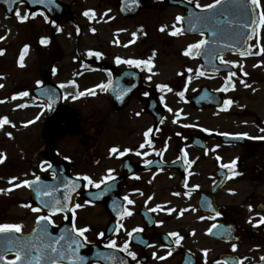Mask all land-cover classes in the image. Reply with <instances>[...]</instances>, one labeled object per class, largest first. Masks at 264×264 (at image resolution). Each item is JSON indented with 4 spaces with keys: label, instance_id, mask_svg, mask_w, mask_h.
<instances>
[{
    "label": "flooded vegetation",
    "instance_id": "af4514ba",
    "mask_svg": "<svg viewBox=\"0 0 264 264\" xmlns=\"http://www.w3.org/2000/svg\"><path fill=\"white\" fill-rule=\"evenodd\" d=\"M121 1L116 0L118 17ZM146 1L138 15L119 17L120 23L135 24L134 31H121L122 36H129L120 44L123 49L144 47L151 42L145 48L153 49V54L166 53L164 50L171 54L173 40L196 38L197 42L205 37L204 34L184 35L181 32V23L176 20L184 12L180 5L166 3L165 0ZM186 1L195 6L199 4L201 8L215 2ZM103 2L101 0L97 7ZM171 8L174 9L173 14ZM69 20L74 21L72 18ZM27 22L32 26V20ZM44 22L42 31L49 27L53 37L63 30L60 22ZM162 26H166L163 31ZM176 29L180 31L172 34ZM159 41L163 49L156 47ZM92 52L102 55L87 58L91 66L98 67L99 61L108 62L104 51L97 49ZM63 53L59 47L60 58H63ZM139 54L143 55L142 51ZM193 55H197V50H192L189 56ZM111 57L117 68L134 65L123 61L117 63V57ZM159 71H41L43 80L47 77L55 80L60 89L61 103L56 116H53L50 131L41 130L40 136H34L35 149L48 144L51 151L39 163L36 176H42L45 182L55 178L58 193L53 199L67 204V207L61 212L42 209L37 212L32 209L38 207L30 205L25 212L31 218L34 215L30 226L38 216L50 215L53 229L64 225L75 232L73 223L76 228L87 227L86 240L80 236L83 253L104 250L105 257L104 262L95 259L86 264H120L121 261L124 264H224L225 261L229 264H260L264 257V224L254 225L259 220L257 214L264 215V139L252 137L264 136L261 131L264 129V105L249 107L246 111L251 121L249 130H212L204 120L190 121V117L184 115L177 105L171 114V91L158 87L167 84L171 88V78L160 80ZM222 73L182 70L179 79L184 86L192 82L188 87L192 89L189 95L207 86L212 91H220L224 101L231 99L234 102V98L226 95L231 86L221 83L219 87H213L209 84L210 77ZM42 81L31 87L41 85ZM101 84L107 87H97ZM225 88L228 90L224 91ZM81 92L85 94L79 95ZM51 98L54 100L55 95ZM186 105L198 112L219 111L225 107V104L221 108L194 107L189 98ZM39 106L43 112L39 122L45 127L47 105L41 102ZM149 128L153 131L145 137L144 133ZM222 133H248V136L227 140L221 137ZM149 139L151 144L145 143ZM141 144H144L143 148ZM114 146L120 151L125 148L132 151L120 156L110 152ZM138 152L147 155H138ZM233 159H237L235 167H222ZM144 160L154 163L146 165ZM49 164L51 168H48ZM108 169L114 170L112 175L115 179L106 181L99 189L84 179V176H89L99 182L108 174ZM234 172L239 174L233 175ZM72 185H76L75 191H72ZM105 188L108 190L98 197L96 194ZM43 190L49 191L47 186ZM66 193L71 196V201L64 200ZM125 196L134 203L128 204ZM76 204L81 207L73 213ZM249 205L252 206L251 211ZM169 208L173 211L168 212ZM214 210L220 211L222 216L215 217ZM126 211H131L132 215H120ZM214 223L218 227L209 233L207 230ZM133 229L137 231L133 232ZM101 232L103 236L99 235ZM129 232H132L131 236ZM172 232L183 237L178 245L175 243L177 237L168 235ZM110 240L116 241V248L108 246ZM125 241L128 242V251L136 253L135 258L128 256L123 249ZM233 244L237 245L235 250Z\"/></svg>",
    "mask_w": 264,
    "mask_h": 264
},
{
    "label": "rangeland",
    "instance_id": "374dc122",
    "mask_svg": "<svg viewBox=\"0 0 264 264\" xmlns=\"http://www.w3.org/2000/svg\"><path fill=\"white\" fill-rule=\"evenodd\" d=\"M63 1L69 4L70 18L76 20L74 22V25H77L75 29H80V33L78 35L74 34L72 32L74 27H71V23L67 22L70 20H65L62 34L57 36V41L61 46H64L66 52L62 60L56 65L58 70H78L77 65L72 64L71 58L93 45L98 46L101 51L107 54V61L113 60L111 56L117 54L125 57L124 60H128L131 57L150 62V70H160V80L171 78L172 84L177 87L174 88L175 91L182 84V80L180 81L179 79L180 71L184 69L196 70V60H190L183 55L182 51L187 43L196 38H178L173 40L171 54L168 53V50H164L166 53L151 54L153 49L145 48L151 42H148L144 47L137 46L129 49H123L121 45L111 46L109 42L115 41L120 44V42L129 37L128 35L116 34L117 32L121 30L134 31L135 27V24H129L130 22L120 23V18L116 15L115 10L116 0H104L99 7L97 5L101 0ZM210 1L207 0L206 2ZM261 4L264 6V0H261ZM91 7L96 8L95 12L97 15L96 23L94 21L91 24L97 30L95 36H91L87 30V26L90 25L87 22L88 18L81 15L83 9ZM20 12L22 15L24 14L23 7H21ZM173 13L174 9L171 8V14ZM19 20L18 17L5 16L0 8V37H4V39H0V49L3 50L0 53V85H3V87H0V118H8V123L0 126V156H4L3 162L0 163V189L5 190L0 191V224L12 223L17 216L22 219L23 223L28 222V217L24 215L23 208L15 203L17 191L11 192L13 181L9 183V178L16 177L21 179L29 177L31 170L28 168V163L24 161L29 154V150H27L25 144L29 142V137L37 132L35 125L24 128L20 126L21 123L16 126L15 130L12 129V121L20 122L24 118L25 112L13 111L16 108L17 100L9 99V94L16 91L22 84L26 85L33 82L37 75L36 70H47L50 63L45 55L47 48L41 50L45 53L43 55H40L34 49L35 41L40 35L49 36L48 31L42 32L43 22L37 17L33 25L28 26L23 23L19 24ZM25 42L30 44L28 55L22 64L17 63L16 66L14 62L16 52L18 47ZM157 46L163 49L160 41L157 42ZM261 48H264V28H262L260 36L250 44V50L253 52L252 56L231 57V60L237 64L238 73H247L249 78H245V80L240 78L238 80L232 79L238 84L236 89L229 93L234 98L230 112H220V114L214 110L201 112L191 110L184 102L183 97L185 95L181 97L177 93V95L175 93L171 94V107L174 109L178 105V108H181L182 112L189 116L190 121L193 123L200 119L201 121L204 120L209 127H214L218 130H249L251 121L244 113L246 112V110H243L244 106H247V108L258 107L264 103V52L260 51ZM139 51H142L143 55L139 54ZM77 52L79 53L77 54ZM144 66L147 65L145 64ZM225 76L227 77L224 74L211 77L209 84H212L213 87L218 86L225 79ZM191 85L192 82L188 87ZM245 85H248V87ZM191 90V88L190 90L188 89V92H191ZM253 99L256 101L253 102ZM8 133H11V136ZM28 134L29 137L25 138L24 135L28 136Z\"/></svg>",
    "mask_w": 264,
    "mask_h": 264
},
{
    "label": "snow or ice",
    "instance_id": "6c2138e0",
    "mask_svg": "<svg viewBox=\"0 0 264 264\" xmlns=\"http://www.w3.org/2000/svg\"><path fill=\"white\" fill-rule=\"evenodd\" d=\"M17 2V0H5V3H8V4H15ZM20 3H23L24 0H19ZM44 0H29V3H43ZM221 3V0H215V4H207V5H204L203 7L205 8H208V9H211L213 7H215V5H218ZM250 4L252 6L251 10L247 9L246 7H243V15H251V19L248 21V22H245L241 25V28H240V31L236 32L235 33V36L238 37V38H242L244 39L245 41L247 39H250L251 36L250 35H247L243 30L244 29H251L253 33L256 32V29L257 27H260V28H264V6L261 5V0H250ZM197 7H201L199 4L196 5ZM11 11V8L9 9ZM257 13H258V20L256 19V16H257ZM16 15L17 17L21 20V21H25L29 18V13H26V14H21V12L19 11V9L16 10ZM30 15H35V13H30ZM85 16H89V11H85L84 13ZM176 20L177 21H182L183 20V17L181 16H177L176 17ZM219 23H225V21H218ZM226 23L228 24H231L232 21L229 20V21H226ZM166 26H162L161 27V31L164 30ZM93 32H95V29H92ZM180 29H176L172 34H177V32H179ZM135 35V33L133 34ZM201 35H203V33H201ZM213 35L215 36L216 33L215 31H213ZM0 39H4V37H0ZM49 41L47 38H42L41 39V43L42 44H47ZM239 42V40H237V43ZM208 41L207 39H200L199 41L193 43V44H190L188 45V49L186 50V53L187 55H192V50H197V54H199V49H201L202 46H205L207 45ZM213 43H215V41H213ZM229 47H233L235 48L236 47V44H232V45H229ZM28 46L25 45V49H27ZM261 52H264V48H261L260 49ZM3 50L0 49V53H2ZM155 54V53H154ZM249 52H246V51H241L240 52V55L244 56V55H248ZM256 54H259V53H256ZM88 55H95L97 57L101 56L102 53H99V52H95L93 53L92 51H89L88 52ZM215 55V54H214ZM23 59V56H21V61ZM220 59L223 61V57L221 56ZM116 62L117 63H120L121 62V58L120 57H117L116 58ZM125 63H128V64H134L136 65L137 67H139L141 64H146L148 63V61H144V60H136V59H128L126 61H124ZM224 63H234V62H229V61H224ZM189 71H192L191 69H189ZM201 75H203V73L201 72L200 73ZM230 75H235V73H231ZM245 75H247V73H245ZM149 80H151V76L148 77ZM38 83H41L38 81ZM246 87H248V85H245ZM0 87H3V85H0ZM61 87H63V85H61ZM97 87L99 88H106L107 86L106 85H97ZM159 88L161 89H167L168 91H172V89L169 87V85L167 84H160L158 85ZM228 89L225 88L224 91H227ZM89 94H94L92 92V90H87ZM28 93H20L19 95H27ZM85 93L84 92H81L79 93V95L83 96ZM145 95H147V93H145ZM179 95L181 97L184 96V91H181L179 92ZM75 99V97H73ZM223 103L225 105H230L231 103H233V101L231 99H228V100H225L223 101ZM171 111V109H169ZM139 115V113L137 114ZM38 118V117H37ZM8 123V118L7 117H3V118H0V126L4 125ZM28 123H32V121H29ZM153 131V129L149 128L145 133V137H148L149 133H151ZM204 131H210L209 129H204ZM262 132H264V129H261ZM9 136H11V133H8ZM222 135H234L236 137H245V136H248V133H235V134H230V133H222ZM253 139H264V136H261V137H252ZM145 143L147 144H151V140H146ZM141 148L144 147V144H141L140 145ZM218 147V146H217ZM132 151V149H129V148H125L123 151H120V149L116 146L112 147L110 149V152L111 153H118L120 156H123L125 155L126 153ZM138 155H147V153H137ZM218 159H220L219 157H217ZM4 160V156H0V163H2ZM144 164L148 165V164H152L154 163V161H151V160H144L143 161ZM237 164V159H233L230 164H223L222 167L224 168H229L230 166L232 167H235V165ZM52 165L49 164L48 165V168H51ZM114 170L113 169H108V174L105 175L99 182L97 181H94L91 177L89 176H84V179L88 181V184L89 185H92L94 186L95 188L99 189L101 187L102 184H105L106 181H110V180H114L115 179V176L112 175V172ZM239 173H233V175H238ZM17 178L16 177H11L9 178V183H11L12 181L16 180ZM40 178L39 177H36V181H38ZM33 183H35V181H29V180H23L21 182L22 185H25V186H31ZM21 184H17L15 185L16 187H19L21 186ZM195 187H199V185H196ZM75 188H76V185H72V191H75ZM10 190V189H9ZM108 189L105 188L103 191L97 193L96 195L99 197V196H103L104 195V192H106ZM0 191H5L4 189H0ZM37 193L39 196H46V195H50V193H47V192H44L42 189H40L39 187L36 189ZM232 191V190H230ZM176 195H180V193H176ZM185 195H190L189 193H185ZM125 200H127L128 204H133L134 201L130 200L127 196L124 197ZM64 200L65 201H71V196L69 194H65L64 196ZM86 203H91V201H87ZM49 209L53 210L54 212H61L63 211L64 207H67V204H61V202L59 200H57L54 204H48L47 205ZM81 205L80 204H76L75 207L72 209L73 213H75V209L76 208H80ZM157 208L160 207L159 205L156 206ZM252 209V206L249 205V210L251 211ZM33 211H41L40 208H33L32 209ZM153 211H155V209H152ZM168 212H172L173 209L169 208L167 209ZM215 211V210H214ZM183 214V212H181V215ZM120 215H132V212L131 211H126L124 213H121ZM259 216V220L257 221V224L254 225V226H257L258 224H264V215H260L259 213L257 214ZM222 216V213L220 211H215V217H220ZM215 217H213V219H215ZM200 219H204V217H200ZM42 221H48L49 223H54L52 220H51V216H44V215H40L37 217V223L39 224L40 222ZM250 222H251V218H250ZM160 223H163V221H160ZM120 227L122 228L123 225L121 224ZM218 225L217 224H212V226L207 230L209 233L212 232V230L214 228H217ZM22 229V225L21 224H12V223H3V224H0V233H9V232H12V231H15V232H19L20 230ZM73 229L75 230V232H77L79 234V236L81 237H84L85 240H86V237H85V233L88 231V228L87 227H83V228H76L75 227V223H73ZM39 231L41 233H43L44 235H47L49 237H51V234L48 232V225L47 224H44L43 227H41L39 229ZM133 232L137 231V229H133L132 230ZM100 236H103L104 233L101 232L99 233ZM129 236L132 235V232H129L128 233ZM169 236L171 237H177V239L175 240V243L178 245L181 240L183 239V237L180 236V234L178 232H172V233H169L168 234ZM65 237L64 235L62 234L60 237H51V240H52V243H49L46 245L47 249L50 250L51 253H55L57 254V256H64V252L61 250V249H58L55 245L59 244L61 240H64ZM76 245V249H73V254H75V252L79 249V247L81 246V243L79 240H74L73 241ZM19 243V247L17 246ZM7 245L8 247L5 248V249H2L0 250V262H4V264H40L41 260L43 259V257L46 255V253L44 252V249L42 247H37L36 244H23V243H20L18 238L16 237H11L8 239L7 241ZM108 246L111 247V248H116L117 247V243L115 240H110L109 243H108ZM123 249L125 251H127V254L128 256L132 257V258H135L136 257V253L133 252V251H128V242L125 241L124 245L122 246ZM233 250L236 249L237 245L233 244ZM15 250L16 254H15V258L13 260H7V256H6V252L9 251V250ZM33 249H35V252L36 254L34 255L33 254ZM206 251V250H205ZM169 255H171V253L169 252L168 253ZM155 255V254H154ZM160 259H164V257H159ZM78 259L80 260H83L84 257H78ZM262 259H264V257H262ZM49 264H56V258L52 257L49 259ZM120 264H124L123 261L120 262ZM224 264H229L228 261H225Z\"/></svg>",
    "mask_w": 264,
    "mask_h": 264
},
{
    "label": "water",
    "instance_id": "95a60500",
    "mask_svg": "<svg viewBox=\"0 0 264 264\" xmlns=\"http://www.w3.org/2000/svg\"><path fill=\"white\" fill-rule=\"evenodd\" d=\"M28 0H24V2H26ZM49 1V11L45 10V12L52 18H55V19H59L60 16L59 13H56V12H63V9L61 7V5L57 2V0H48ZM19 3V0H17V2L15 4H8V3H5V0H0V5L4 7L7 15H11L13 13V11L15 10V7L16 5ZM56 5L60 6V7H56ZM37 6H40V5H37ZM226 7H229V9H232L230 6H224L223 8H226ZM11 8V11L9 10ZM228 9V8H226ZM233 12V14H229V16L227 17H223V19L225 21H229L231 20L232 22H234L236 19H242L244 20V23L245 22H248L252 17L251 15H243V9H239V12H236L238 11L237 9H232L231 10ZM226 23V22H225ZM228 24V23H227ZM230 25V24H229ZM235 36V34H234ZM234 36L233 37H229L228 39H224L222 38L219 42H218V45L222 48V49H219L218 53H224L228 50H231V51H237V50H243V47L242 45L245 43V40L242 42H238L237 43V40L234 39ZM209 44L210 43V39L207 40ZM236 44V47L233 48V47H229V45H232V44ZM206 46V45H205ZM225 47V48H223ZM213 61H210L208 60L207 62L206 61H203V67L204 68H211V66L213 65L212 64ZM13 233L12 232H9V233H0V250L2 249H5L8 247L7 245V241L9 238L11 237H16L18 238L19 242L20 243H26L27 242V238L28 236H13L12 235ZM19 247V243L17 245ZM9 251H15L14 249L13 250H9ZM0 264H4V262H0Z\"/></svg>",
    "mask_w": 264,
    "mask_h": 264
}]
</instances>
